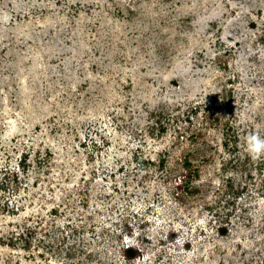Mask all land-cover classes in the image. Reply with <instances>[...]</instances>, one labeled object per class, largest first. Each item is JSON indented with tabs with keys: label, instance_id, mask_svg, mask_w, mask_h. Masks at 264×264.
Instances as JSON below:
<instances>
[{
	"label": "rangeland",
	"instance_id": "374dc122",
	"mask_svg": "<svg viewBox=\"0 0 264 264\" xmlns=\"http://www.w3.org/2000/svg\"><path fill=\"white\" fill-rule=\"evenodd\" d=\"M250 133L264 0H0V264H264Z\"/></svg>",
	"mask_w": 264,
	"mask_h": 264
},
{
	"label": "clouds",
	"instance_id": "9594fccd",
	"mask_svg": "<svg viewBox=\"0 0 264 264\" xmlns=\"http://www.w3.org/2000/svg\"><path fill=\"white\" fill-rule=\"evenodd\" d=\"M247 150L252 159H258L264 155V138L258 133H250L246 138ZM179 243V241H177Z\"/></svg>",
	"mask_w": 264,
	"mask_h": 264
},
{
	"label": "trees",
	"instance_id": "16d2710c",
	"mask_svg": "<svg viewBox=\"0 0 264 264\" xmlns=\"http://www.w3.org/2000/svg\"><path fill=\"white\" fill-rule=\"evenodd\" d=\"M189 163L187 162L186 163V166H188ZM187 179L185 180V182L187 183ZM221 233H224L225 231V227H219ZM123 253L124 255L127 257V258H133L137 255L140 254L138 248H136L134 245H129V246H126L124 249H123Z\"/></svg>",
	"mask_w": 264,
	"mask_h": 264
}]
</instances>
